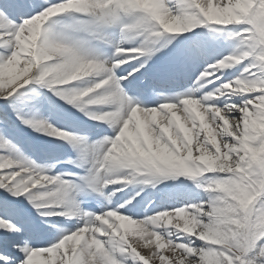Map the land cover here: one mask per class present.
<instances>
[{
  "label": "snow or ice",
  "instance_id": "6c2138e0",
  "mask_svg": "<svg viewBox=\"0 0 264 264\" xmlns=\"http://www.w3.org/2000/svg\"><path fill=\"white\" fill-rule=\"evenodd\" d=\"M0 264H264V0H0Z\"/></svg>",
  "mask_w": 264,
  "mask_h": 264
},
{
  "label": "rangeland",
  "instance_id": "374dc122",
  "mask_svg": "<svg viewBox=\"0 0 264 264\" xmlns=\"http://www.w3.org/2000/svg\"><path fill=\"white\" fill-rule=\"evenodd\" d=\"M32 135H36V134L32 133Z\"/></svg>",
  "mask_w": 264,
  "mask_h": 264
},
{
  "label": "bare ground",
  "instance_id": "6f19581e",
  "mask_svg": "<svg viewBox=\"0 0 264 264\" xmlns=\"http://www.w3.org/2000/svg\"><path fill=\"white\" fill-rule=\"evenodd\" d=\"M35 134V133H34Z\"/></svg>",
  "mask_w": 264,
  "mask_h": 264
}]
</instances>
